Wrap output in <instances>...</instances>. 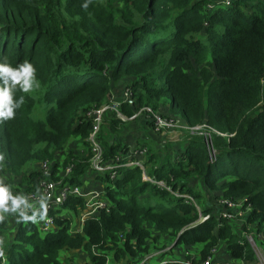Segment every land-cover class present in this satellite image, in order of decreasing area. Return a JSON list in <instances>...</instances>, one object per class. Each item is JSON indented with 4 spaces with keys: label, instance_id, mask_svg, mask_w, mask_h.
<instances>
[{
    "label": "trees",
    "instance_id": "1",
    "mask_svg": "<svg viewBox=\"0 0 264 264\" xmlns=\"http://www.w3.org/2000/svg\"><path fill=\"white\" fill-rule=\"evenodd\" d=\"M229 2L0 0V63H31L39 83L28 93L17 86L14 99L23 96L24 102L14 119L0 122V179L15 195L39 192L45 166L52 180L60 176L61 185L81 189L95 176L104 183L107 202L101 200L109 209L75 233L62 213L81 215L82 197L70 196L54 209L55 230L46 234L22 223L9 233L0 221L7 264H62L63 250L84 252L86 264H106L109 257L129 264L160 238L169 242L162 248L174 242L172 249L200 247V260L221 249L256 264L242 233L251 227L264 250V0ZM123 83L132 98L121 104L124 117L150 107L186 127L204 126L206 135L186 132L171 154L147 149L143 171L97 175L90 167L88 114L109 103L112 87ZM133 122L104 117L98 141L105 160L146 148L142 142L132 148L120 138L108 141ZM184 196L211 214L209 220L192 228L199 214ZM218 199L242 201V209L250 210L241 229L205 209Z\"/></svg>",
    "mask_w": 264,
    "mask_h": 264
},
{
    "label": "built area",
    "instance_id": "2",
    "mask_svg": "<svg viewBox=\"0 0 264 264\" xmlns=\"http://www.w3.org/2000/svg\"><path fill=\"white\" fill-rule=\"evenodd\" d=\"M218 3H221V5L226 6V7H229L230 5L229 0H223V2H218ZM120 99L122 102L118 100L113 101V99L111 98L109 103L91 110L88 114L90 121H92V130L88 137V142L91 148V157H90L91 166L90 167L93 172L97 173V175H102L105 172L109 171L111 172L112 177H114L115 171L117 169H126V168L128 169L139 168L142 171L144 170L143 163H144V158L146 157L147 148H144L141 151H137V150L130 151L126 156L133 155V158L126 160L124 162L122 160L126 156H121V155L116 156L114 159L109 160V161L104 159V151L101 147V144L98 141V135L100 133L101 126L104 122V117L108 114L114 115L118 120L123 121V122L133 121L140 114L147 115L149 117V120L152 123H154L156 127V132H158L160 129L178 127L182 131L188 132L192 135V134L198 133V132H194L195 130H200L201 128H205L204 126H197V127H191V128L186 127V126H181V125L177 126V124H175L170 119L168 120L161 119L160 117L154 115L155 112L153 113V111H151L149 107H143L131 117L126 118L121 113V104L122 103H128V104L132 103L131 93L127 88H126V91L122 93ZM199 135H206V133L201 132V134ZM207 148L209 151H212L211 146L208 143H207ZM215 160H216L215 153H213L211 156V162H214ZM116 163H120V165L115 166ZM71 169H72V166L67 167L65 169L64 171L65 177H68L71 174ZM42 173H43V176L45 177V181L41 183L40 191L37 193H27L25 195L29 197L30 202L38 201L40 195L50 196V199L48 201V207H47V217L45 220L40 221L39 223H35V224L32 223L31 221L27 223L21 221L20 223L24 225L34 224L38 230V233L40 234L48 233L54 227V223H53L54 220H53V217L51 216V213H53L55 211L54 209L58 207L59 205L63 204L65 200L70 196L82 197L84 200L85 207H84L83 212L81 213L82 222H84L86 219L96 217L100 211H106V212L109 211L106 203L101 200L100 194L96 192L85 193L82 191L83 189L79 187L61 185V181H59L58 183H54V181L56 180H52L51 178L50 167H47V166L43 167ZM144 180L154 183V184L162 185L160 181L153 180L146 176H144ZM184 197L187 198L188 200L187 202L189 204L195 207L196 211L199 210L196 207L194 200L190 196H184ZM222 206L224 208V211L218 215L219 218L227 220V221H232V220H236L239 216H241L242 204L240 202L235 203L229 200H225L222 202ZM36 207H38V204H36ZM197 213L199 214V211H197ZM28 214L31 215L32 212L29 210ZM204 217L205 218L203 219L200 217L199 220L195 224L192 225V228L198 225H201L209 220V215H205ZM249 243H252V242L249 241ZM0 252L3 253L1 264H7L6 257H5L6 250L4 249V246L0 247ZM220 252H221V249L220 250L213 249L211 251L212 254L206 260L191 258L189 260H186L182 264H230L228 262L221 261L218 259V254ZM190 256L192 257V255ZM154 257L155 255H147L143 259H138L137 261L129 263V264H166V262L164 261H157L155 263H152L151 261L154 260ZM106 264H117V263L114 262L112 258L109 257L107 259ZM118 264H127V263H118ZM260 264H263V263H260Z\"/></svg>",
    "mask_w": 264,
    "mask_h": 264
},
{
    "label": "rangeland",
    "instance_id": "3",
    "mask_svg": "<svg viewBox=\"0 0 264 264\" xmlns=\"http://www.w3.org/2000/svg\"><path fill=\"white\" fill-rule=\"evenodd\" d=\"M100 1H103V0H100ZM125 85H126V83H123L121 86L117 87L116 92L118 93V95H120L121 92L123 93L124 91H126ZM116 100L122 102L121 99L119 98V96L113 98V101H116ZM151 111H153V110L151 109ZM153 113H154V115L160 117L161 119H167L168 120V118H170V120L173 121L175 124H177V126H180V124L175 121L177 119L175 117H171L170 114H167L166 112L159 113V112L153 111ZM141 118L143 120L145 118L146 120L150 121L149 117L147 115H144V114L138 115V117L136 119L139 120ZM143 120L135 123L136 125L139 126V128H138V133L136 135H134V137L131 136L132 135L131 133L136 131V130H134L135 125H131V126L127 127L130 134L125 133L126 135H129L127 142L130 143L134 148H136L139 145V144H137V142L140 141V137H141L142 132L144 133L145 136L148 137V139H146L147 144L143 143L145 145V147L148 149V151L163 152V153H170L171 154L172 151L176 150L179 147L182 139L185 136V133H186L185 131H182L178 127H170V128L160 129L158 132H156V127H155L154 123H152L151 121L150 122H151L152 126L148 125V126H146V129H142L140 126V123L145 124V122ZM204 130H205L204 128H201L200 130H195L194 132H198L199 134H201V132L205 133ZM79 156L81 158L86 157V155L83 152H80ZM59 181H61V177L57 176L56 181H54V183H58ZM15 184L18 186V182H16ZM84 185H85V189L82 190L83 192H85V193L96 192V193L100 194L101 197L104 199V189H105L104 183H102V181H100V180H97L95 176L87 179L86 182L84 183ZM191 198L193 199V197H191ZM193 200L196 204V207L199 209V210H197V211H199V218L201 217L203 219V218H205L204 217L205 215H209V218H210L211 214H204L203 212H200L201 209L199 208L197 201L195 199H193ZM223 201H225V200H223V199L214 200L208 206L205 205V209L210 210V212L213 215L218 216L221 212L224 211V208L222 206ZM240 203L242 204V201ZM249 211L250 210L242 209L241 216H239L236 220L230 221V222L235 223V225L237 226L236 227L237 230L242 228V224H243L242 219L249 213ZM64 218L72 219V228H74L75 230H77L80 227L79 219L81 218V215H75V214L72 215L71 213L66 212L64 214ZM16 227H17V222H16V218L14 216L12 218L11 223L8 226V232L12 233L16 229ZM250 229H251V227L248 228L249 231H247V230L244 231L242 233V235L244 237H246L250 248L254 251L257 264H260V263L264 264V250H263V248L259 247L260 246L259 242L258 241L255 242L256 240H254L252 238V236H251L252 232L250 231ZM236 232L238 234H240L239 231H236ZM249 241H251L252 243H249ZM187 251L191 252V255L193 257H197V249H187ZM183 253L184 252L180 251V249H177L174 253H171V257L176 259V260L181 261L185 257ZM86 257L87 256L82 252L63 251L60 254L59 259L63 264H83V262L87 261Z\"/></svg>",
    "mask_w": 264,
    "mask_h": 264
},
{
    "label": "clouds",
    "instance_id": "4",
    "mask_svg": "<svg viewBox=\"0 0 264 264\" xmlns=\"http://www.w3.org/2000/svg\"><path fill=\"white\" fill-rule=\"evenodd\" d=\"M87 9L88 3L82 5ZM35 68L27 61L13 68L7 63H0V122L12 120L16 115V109H19L24 102L21 96L18 100L14 99V93L19 91L28 93L33 90L34 86L39 87L35 79ZM2 159V157H0ZM50 196L40 195L38 201L30 202L25 194H13L11 187L0 179V221L5 219L6 215H13L16 222L39 223L47 217V207ZM38 204V208L36 207ZM32 214L29 215L28 211ZM3 253L0 252V256Z\"/></svg>",
    "mask_w": 264,
    "mask_h": 264
},
{
    "label": "crops",
    "instance_id": "5",
    "mask_svg": "<svg viewBox=\"0 0 264 264\" xmlns=\"http://www.w3.org/2000/svg\"><path fill=\"white\" fill-rule=\"evenodd\" d=\"M212 1H215V2H223V0H212ZM126 86V85H125ZM117 87H119L118 85H115L114 87H112L113 89H112V94H111V98L113 99V98H115V97H118L119 96V98H120V96H121V94H122V92L120 93V95H118V93L116 92V89H117ZM177 119V118H176ZM175 121H177L181 126H185L184 124H183V122L180 120V119H177V120H175ZM129 122H133V121H129ZM131 125H135V127H134V130H136V131H134V132H132L131 134V136L132 137H134V135H136L137 133H138V128H139V126L138 125H136L135 124V122H133V123H130V124H128L127 126H126V128H124V129H122V130H120V131H118V133H111L109 136H108V141H110V140H116L117 138H120V140L122 141H124L126 144H128L129 146H131L132 148H134L130 143H128L127 142V140H128V136L129 135H126L125 133H127V134H130V132L128 131V129H127V127H129V126H131ZM140 126H141V128L142 129H146V126H145V124H143V123H140ZM125 134V135H124ZM186 134V133H185ZM185 137V136H184ZM146 139H148V137L147 136H145L144 135V133L142 132L141 133V137H140V141H138V142H142V143H145V144H147L146 143ZM183 140V139H182ZM182 142V141H181ZM181 144V143H180ZM73 146V142L72 141H70V143H69V147H72ZM180 146V145H179ZM75 152H76V154L77 155H79V153L80 152H83V149H79V150H74ZM145 159H146V157L144 158V162H145ZM161 182V181H160ZM162 183V185H164V183L163 182H161ZM103 201V200H102ZM105 202H107L106 200H104ZM103 201V202H104ZM107 204V203H106ZM108 205V204H107ZM66 212H64L63 214H62V216H63V218H64V214H65ZM14 216L13 215H6L5 216V219H4V222L5 223H7V225L9 226V224L11 223V221H12V218H13ZM79 223H80V227L77 229V230H75L74 228H72V232L73 233H75V232H77V231H79L80 229H81V227H82V225L84 224V222H82V219L80 218L79 219ZM34 225V224H33ZM19 226H20V223H17V227L16 228H19ZM52 230H55V227H53V229ZM71 232V235H73V233ZM154 236H156V234H154ZM169 242L167 241V239H165V238H160L158 241H152V240H150L149 241V244L150 245H152V247H151V249L147 252V253H144V254H141L140 256H139V258L138 259H143L144 257H146L147 255H155V257H154V260H152L151 262L152 263H155V262H157V261H164V262H166V263H183V262H185L186 260H189V259H191V258H196V259H199L200 258V247H196L195 249H197V257H191L190 255H189V253L190 252H188L187 251V249H185V248H181V247H178V248H176V249H172V248H174V244H175V242L173 243V247H167V248H162L161 246L162 245H167ZM156 245H159V246H157V247H155ZM176 246V245H175ZM250 247V246H249ZM177 249H180V251H182V252H184L183 254H184V258L181 260V261H179V260H176V259H174V258H172L171 257V253H174ZM63 251H66V250H63ZM63 251H61L60 252V254L63 252ZM78 252H81V251H78ZM254 252V251H253ZM82 253H84V252H82ZM60 254H59V257H60ZM85 254V253H84ZM255 254V253H254ZM86 255V254H85ZM87 258V261H85V262H83V264H86L87 262H88V257H86ZM256 258V257H255ZM218 259L219 260H221V261H225V262H228V263H230V264H247V263H245L244 261H242V260H235V259H233L230 255H228L226 252H224V251H221L219 254H218ZM62 263V262H61ZM63 264V263H62ZM256 264H257V262H256Z\"/></svg>",
    "mask_w": 264,
    "mask_h": 264
}]
</instances>
